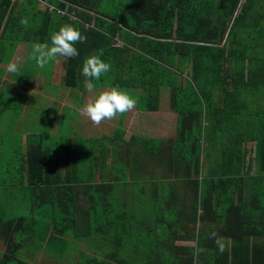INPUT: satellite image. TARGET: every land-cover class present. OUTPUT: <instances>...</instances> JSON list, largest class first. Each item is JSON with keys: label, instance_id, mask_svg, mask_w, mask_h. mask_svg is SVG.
Here are the masks:
<instances>
[{"label": "trees", "instance_id": "16d2710c", "mask_svg": "<svg viewBox=\"0 0 264 264\" xmlns=\"http://www.w3.org/2000/svg\"><path fill=\"white\" fill-rule=\"evenodd\" d=\"M51 1L67 7L76 19L50 13L38 0H0V62L20 41L51 44L52 34L71 24L86 40L75 44L77 56L66 59L65 86L85 89L83 63L102 51L101 58L111 69L100 78L101 86L142 88L140 107L150 111L161 108L163 89L170 91L169 107L177 113L178 135L176 139L159 140L156 148L164 170L194 189L191 219L206 222L217 216L226 231L251 235L255 240H236L235 236L232 248L224 245L221 252L214 235L206 238L198 233L202 251L196 257L194 249L184 258L168 259L161 251L162 256H154L151 243L134 239L136 227L131 219L123 220L127 227L117 222L118 216L126 218V209L113 204L116 199L112 197L105 202L106 187L114 184L88 185L83 177L88 165L102 168L106 161L98 160L97 154L84 159L87 153L75 154L69 142L60 156L55 154L56 148L36 144L28 147L21 168L28 171L33 186L49 187V208L60 206L64 216L54 212L53 220L39 231L38 218L0 214V243L4 246L0 264H30L21 253L48 249L54 243L50 236L64 237L67 231H72L71 238L88 251L89 220L96 221L91 226L93 231L99 230L91 243L109 251L100 255L98 251L81 252L75 264H155L170 260L175 264H257L262 257L258 248L264 246V0ZM23 17L29 18L27 28L20 24ZM87 22L90 27L85 26ZM26 95H22L24 102ZM122 131L120 128L115 136L96 141L101 155H106L104 143L108 146V139L113 149L116 141H123ZM216 143L221 149L213 156ZM249 152L254 153L251 161ZM153 155L156 158L155 151ZM62 167L78 176L67 177L66 173L67 178L54 188L48 170ZM203 186L209 190L200 200V212L198 191ZM21 198L30 203L31 194L24 193ZM89 214L93 216L90 219ZM236 244L243 246V253L236 250ZM61 246L66 247L65 242L54 244L58 249Z\"/></svg>", "mask_w": 264, "mask_h": 264}, {"label": "crops", "instance_id": "0c3cea01", "mask_svg": "<svg viewBox=\"0 0 264 264\" xmlns=\"http://www.w3.org/2000/svg\"><path fill=\"white\" fill-rule=\"evenodd\" d=\"M27 43L32 45L34 44L33 42ZM20 45H22V43ZM24 49V45L22 47H17V52L14 53L13 60H11L13 61L12 63H15L14 58L18 56L23 57V63L28 60L34 61L30 58L31 52L28 54L21 52ZM53 60V66L55 64L57 65V57ZM12 63L10 62L2 74H0L2 79L0 87L4 86L6 82L12 81L15 85L20 86L22 90H25L28 96L36 95L33 94V91H29L32 90L33 86L40 85L42 88H47V95L40 96L43 98L44 104L50 108V111H52L45 123L49 129V136L51 138L59 136L55 134L58 133V128L62 124V120L64 118L62 111L64 109H71L70 107L76 106L77 103V109H81L86 104L90 94L86 88H69L62 82H60L58 87L48 88L44 84L41 85V80H45V78H41V75H37L35 73L29 80L27 79V75H23V68H17L16 71H12L9 67ZM52 69L54 70L55 68ZM27 72H29V69ZM56 88L58 89L55 92V96H49L51 93L48 92H52L53 89ZM110 88L112 87L96 88V92L99 93L102 90ZM65 90L67 91L65 92ZM125 90L128 93H131L137 100V104L134 109L123 115H118L112 120H105L100 125L93 124L86 116L82 115L83 122H80L75 126L74 129H77V131L74 132L75 134L69 133L68 136L70 138V143L72 144L71 149L73 147V143L75 144V142H71V139L73 141H76V139H79V141L80 139L83 140L85 146L82 145L84 149L81 150L80 153H82V155L87 153L85 159H87L88 154L90 156L97 154L98 160L106 161L102 168H94L93 164H90V167L88 165V168L83 170L82 173L83 177L87 178L86 180L88 185H91L92 183L95 184L97 182L98 184L104 183L106 186L114 184L115 187L110 189L106 187L103 197L105 202H108V198L110 197L116 199V202L113 204H117L118 206L126 209L128 212L129 216L126 215V218L120 216L117 217L116 220L119 225L125 223L123 220L131 219L136 227L135 230L133 229V231L136 232L134 239L137 241H141L143 239L146 243H151V252L154 256H162L160 255L161 251V254L167 255L168 257L165 258L168 259L169 256L171 258L174 256L183 258L190 256L189 251L191 249H194L193 255L196 257L197 249H199L197 241L198 233L202 234L206 238L212 236L213 234H215V236L223 237L224 239L222 243L229 249L232 248L235 236L236 240L245 238L250 241L255 240V237L251 235H247V237H245V235L226 231V229L220 227L222 222L215 219L217 216H214L211 221L193 222L191 219L192 206L190 200L195 193L194 189L187 184L185 185L183 181L184 179L175 178L164 170L165 167L163 165L162 156L156 148L159 140L176 139L178 135L177 113L169 107L170 91H167L164 88L163 96L160 101L161 108L157 111H150L144 110L140 107L141 96H144L142 88H130ZM130 90L132 92H129ZM167 99L168 104H166ZM26 101L27 100H25V102L23 101V103H26ZM23 105V107H25V104ZM150 116H152L151 119H149ZM43 119L44 118L42 117L41 120L44 121ZM120 128L123 129L122 132H124L123 141H116V148L114 147L113 149L111 143L108 142V139L106 141L108 146L104 143L106 155L104 156L103 153L101 155V147L98 145V149L96 148V141L105 137L110 138L115 136ZM22 135L23 138L26 137L24 140L26 146L20 153L22 156L27 152L30 145L41 144L47 148L51 147L46 145V140L41 138V136L36 141L29 142L32 137L31 134L27 133L26 135ZM142 138L149 139V142L144 141ZM62 143L63 142H61V145ZM78 144L81 145L80 142H78ZM54 148H56V146ZM57 150L58 152L55 154L60 152L59 149ZM154 151L157 155L156 158L153 155ZM155 159H157V161ZM48 172L49 173L47 174L51 175V180L53 182L52 186L56 188L59 186L56 184H61L63 179L66 177L67 170L62 167L58 170L50 169ZM69 175H73L74 178L78 176L77 172L75 173L74 170L67 173V177H69ZM10 178L13 179L11 181L13 182V186L10 188L6 197L3 195L0 196L1 215L6 214L5 210H7L10 214L12 209L15 208V199H18V202H22L21 196L24 193L31 194V204L38 203L40 208L47 209L49 207L47 202V199L51 197L47 195V188L49 189V187H45L43 185L33 186L28 178V171L25 168H21L20 166L19 168L14 169ZM208 190V187L203 186L202 188L200 187V190L198 191V211L200 212H203L200 200L205 197ZM91 217H93L92 214H89L88 218L90 219ZM235 220L236 217L231 219L232 224ZM93 225H96V221L90 222L89 220L87 238L90 240V243L88 244V251L86 252H88V254H96L98 251V255H100L105 251H109V248L106 247L105 250H102L100 245L96 248V246L91 243V241H93V235L99 231L94 232L91 228ZM125 225L127 227V222ZM111 227L113 229L114 224H111ZM163 228L166 229L164 230ZM69 232L70 234L67 233L64 237L56 235L50 236L48 239L50 242H54L50 248L34 253L25 250L21 257L30 264H69L70 260H72L75 264L76 259L81 252H85V249L81 246V244H79V242H76V239L71 238L72 231ZM103 233H109L111 235L108 230H104ZM110 235L107 236L109 237ZM112 235L114 236V234ZM262 240L264 241V238ZM64 242L69 249L66 247L63 248L62 246L61 249L54 247V244H63ZM160 242L163 243L160 245ZM241 247H243L241 244H236V250H240ZM261 247L262 248H258V252L259 255H262V257H258L257 264H264V246ZM92 250L95 253L92 252ZM209 250L212 252L216 251L213 248ZM240 251L243 253L244 250L241 249ZM3 252L4 246L0 243V256ZM137 256L140 258L142 256V252ZM137 263H139L138 260ZM155 264H175V261L172 263L170 260L169 263L161 262Z\"/></svg>", "mask_w": 264, "mask_h": 264}, {"label": "rangeland", "instance_id": "374dc122", "mask_svg": "<svg viewBox=\"0 0 264 264\" xmlns=\"http://www.w3.org/2000/svg\"><path fill=\"white\" fill-rule=\"evenodd\" d=\"M74 16L76 15L74 14ZM21 43L22 45H20ZM118 44L121 45V42H118ZM23 45L25 49L21 51L22 53H26V54L30 52L32 53V44L24 41L22 42L20 41L17 47L19 46L22 47ZM48 45L50 46L51 44ZM17 47L14 51L8 49L5 55L3 56L4 62H0V74H2V72L5 70L6 66L10 62L11 63L13 62L11 60H13L14 53L17 52L16 51ZM22 59L23 57L18 56L14 58V62L17 64V68H23L22 69L23 75L24 74L27 75V79L30 80L32 76L36 73L37 75H41L42 76L41 78H45V80H41L42 81L41 85L44 84L48 88H55L59 86L60 82L63 83V79L66 73V59H67L66 57H62V56L57 57V65L55 64L53 66L54 60H51L43 68L38 67L35 60L34 61L28 60L23 63ZM52 68L55 69L53 70ZM28 69L29 72H27ZM54 77H55V81H54ZM1 81L2 79L0 77V82ZM92 81L93 79L90 80L91 83ZM98 82L99 81L93 83L95 85V88L108 87V86H101ZM57 89L58 88L53 89L52 92L49 91L48 93H51L49 96L53 95L52 97H54ZM75 89H82V88L78 86L75 87ZM46 90L47 88H42L40 87V85L33 86L32 90L29 91L30 92L33 91V94L36 95L35 96L26 95L25 100L27 101L26 103H22L23 101L22 95H24L25 92L24 90H22L20 86L15 85L14 83H12V81H8L4 84V86L0 87V196L1 195L5 197L7 196L10 188L13 186V182H11L13 179L10 178V175L14 172V169L19 168L23 163L22 161L23 156L20 155V153L24 150L26 146L24 142L26 137L23 138L22 134L24 135H26L27 133L31 134L32 137L29 142L36 141L41 136V138L46 140V145L51 146L50 148H54L56 146V149H59V151L61 152V149L64 146H66L67 142L70 143V138L68 137L69 133L75 134L74 132L77 131V129H74L75 126L78 125V123L83 122V117L79 113V110L77 109L78 103L76 104V106L70 107L71 109H64L62 111L64 115L62 124L58 128V133L55 134L59 136L55 138H51L49 136V129L45 121L48 120L52 111L49 110L50 108L44 104L43 98L40 97L47 95ZM66 91L67 90H65V92ZM129 92L132 91L130 90ZM129 94L132 96L131 93ZM23 104H25V107H23L24 106ZM166 104H168V99L166 100ZM19 114L20 116L22 114L23 115L20 117ZM42 117L44 118L43 119L44 121L41 120ZM151 118L152 116H150L149 119ZM50 126H51V122H50ZM144 141L149 142V139H145ZM61 142H63L62 145ZM71 142L72 143L75 142V144L73 143V147H72V150L75 154L77 152L79 153L81 150L84 149L82 145L85 146V144L82 139H80V141L79 139H76V141H73L71 139ZM78 142H80L81 145H79ZM216 144H213L212 146V149L214 151L213 156H217L220 153L221 147L220 145L218 144L216 145ZM252 149L254 150V147ZM253 154H254L253 152H249L248 161H251L253 159L254 156ZM214 164L216 163H213V165ZM210 174L211 173H209L208 175ZM215 177L217 176L215 175L214 178ZM211 186L216 187L215 185H211ZM15 201H16L15 208L12 209V212H10V214L7 210H5L6 215L24 216L28 220L31 219V217L38 218L36 220L39 231L40 230L42 231V229L46 227V224L49 223L51 220H53L54 212H55V216L58 217L64 216V213L61 210L60 206L56 207L55 210H51L49 207L47 209L40 208L39 205L36 204L33 205L31 203H28L26 200L22 202L20 201L18 202V199H15ZM66 233L70 234V232L68 231ZM66 248L68 247L66 246ZM22 255L23 254H21L20 256ZM69 264H74V263L72 260H70Z\"/></svg>", "mask_w": 264, "mask_h": 264}, {"label": "clouds", "instance_id": "9594fccd", "mask_svg": "<svg viewBox=\"0 0 264 264\" xmlns=\"http://www.w3.org/2000/svg\"><path fill=\"white\" fill-rule=\"evenodd\" d=\"M20 24L25 28L29 25V18L23 17ZM86 37L81 35V32L71 24H66L60 27L59 31L51 36V45L34 43L32 45L31 59L36 61L38 67H45L51 60L56 57L71 58L77 56L78 49L75 44L84 42ZM100 55H93L83 63L82 75L85 77L84 87L88 91L89 98L86 104L79 109L80 114L86 116L93 124L100 125L105 120H112L118 115H123L136 107L137 100L131 96L126 90L119 87H112L96 92L95 85L90 82L94 79L99 81L102 75L108 73L111 65L105 62ZM12 71L17 70V64H10ZM215 236V234H213ZM216 243L221 252L224 251L223 237L215 236ZM201 249H197V255Z\"/></svg>", "mask_w": 264, "mask_h": 264}, {"label": "built area", "instance_id": "2783aa9c", "mask_svg": "<svg viewBox=\"0 0 264 264\" xmlns=\"http://www.w3.org/2000/svg\"><path fill=\"white\" fill-rule=\"evenodd\" d=\"M38 2L45 6L50 13H58L59 15L65 16L69 15L72 19H76V16H74V13L70 12L68 8H61L57 6L56 4L52 3L50 0H38ZM90 23H86V27H89Z\"/></svg>", "mask_w": 264, "mask_h": 264}]
</instances>
